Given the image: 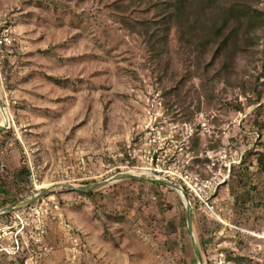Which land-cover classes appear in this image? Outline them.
Instances as JSON below:
<instances>
[{
  "label": "rangeland",
  "instance_id": "374dc122",
  "mask_svg": "<svg viewBox=\"0 0 264 264\" xmlns=\"http://www.w3.org/2000/svg\"><path fill=\"white\" fill-rule=\"evenodd\" d=\"M124 1L0 0L12 40L0 49V203L147 171L187 192L206 264H264V47L208 96L179 34L155 59L127 25L152 14L114 7ZM26 162L32 180L9 189ZM93 192L59 189L0 217V264H198L176 191L127 180Z\"/></svg>",
  "mask_w": 264,
  "mask_h": 264
},
{
  "label": "trees",
  "instance_id": "16d2710c",
  "mask_svg": "<svg viewBox=\"0 0 264 264\" xmlns=\"http://www.w3.org/2000/svg\"><path fill=\"white\" fill-rule=\"evenodd\" d=\"M262 2L263 0H129L116 2L114 7L121 12L130 13L144 6L146 12L152 14L151 17L136 20L137 24L127 22V25L135 29L136 25H140L141 35L157 48L153 55L155 59L163 57L170 33L175 30L191 53L193 73L201 79L203 89L211 96V87L235 74L241 58L249 56V52L256 47H264V10L260 8ZM261 52L264 67V49ZM49 79L58 82L53 78ZM9 133L2 131L0 136ZM192 139L195 140V137ZM198 141L196 138L194 144L197 145ZM257 160L264 172V156ZM200 162L196 159V163ZM30 176L31 171L26 162L24 168L12 174V182L8 188L27 183ZM0 184L5 186L4 180H0ZM79 194L91 197L94 192ZM13 203L14 200L9 199L3 200L0 205L5 207ZM9 216L11 215L5 217ZM228 261L243 263V259L238 257H228Z\"/></svg>",
  "mask_w": 264,
  "mask_h": 264
},
{
  "label": "water",
  "instance_id": "95a60500",
  "mask_svg": "<svg viewBox=\"0 0 264 264\" xmlns=\"http://www.w3.org/2000/svg\"><path fill=\"white\" fill-rule=\"evenodd\" d=\"M0 110L5 112V107H4V103H3V96H2V89H1V84H0ZM7 117V122L4 124H0V132L5 131L7 129L10 128V121ZM140 181V182H146V183H152V184H157V185H161L164 186L166 188H169L171 190L176 191L184 206H185V210H186V222H187V229L190 235V239H191V243H192V247H193V251L195 254V257L197 259L198 264H206L204 257H203V253L197 243L196 237H195V233H194V227H193V207L191 205L190 199L188 197L187 192L183 189V187H181L180 185L174 183L173 181H170L168 179L165 178H161L158 176H137V175H132L129 173H119L113 177H111L110 179L100 182V183H96L93 185H88V186H82V187H77L71 184H67V185H57V186H53L51 188H47V189H43L39 192L33 193L30 197L26 198L23 201H20L14 205L5 207L3 209L0 210V217L2 216H6V215H10V214H14L17 211H20L23 208H26L30 205H32L34 202L39 201L40 199L47 197L50 193L59 190V189H67V190H71V191H75V192H90L93 190H97L99 188L105 187V186H109L112 184H116L122 181Z\"/></svg>",
  "mask_w": 264,
  "mask_h": 264
},
{
  "label": "bare ground",
  "instance_id": "6f19581e",
  "mask_svg": "<svg viewBox=\"0 0 264 264\" xmlns=\"http://www.w3.org/2000/svg\"><path fill=\"white\" fill-rule=\"evenodd\" d=\"M5 112L6 114L4 113V111L0 110V124H4L7 122L6 115L8 116V119H9V114H8L7 109H5ZM128 173L132 175H137V176H150V177L155 176L154 174H151L147 171H139V170H132V171H129ZM51 187L53 186H48V187L46 186V189L51 188Z\"/></svg>",
  "mask_w": 264,
  "mask_h": 264
},
{
  "label": "built area",
  "instance_id": "2783aa9c",
  "mask_svg": "<svg viewBox=\"0 0 264 264\" xmlns=\"http://www.w3.org/2000/svg\"><path fill=\"white\" fill-rule=\"evenodd\" d=\"M11 44H12V40L8 36H4L0 39V49H2L3 47H6L8 45H11ZM33 169H34V167H32V165H30L31 174H32ZM30 180H32L31 177H30Z\"/></svg>",
  "mask_w": 264,
  "mask_h": 264
}]
</instances>
